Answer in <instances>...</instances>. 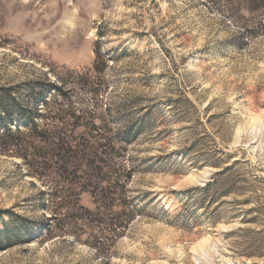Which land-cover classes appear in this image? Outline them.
Here are the masks:
<instances>
[{
  "label": "rangeland",
  "instance_id": "rangeland-1",
  "mask_svg": "<svg viewBox=\"0 0 264 264\" xmlns=\"http://www.w3.org/2000/svg\"><path fill=\"white\" fill-rule=\"evenodd\" d=\"M256 5L0 0V89L68 72L103 86L95 124L105 127L109 104L121 115L110 136L132 130L117 162L133 172L127 189L137 207L133 214L119 197L113 212L126 228L95 251L88 223L57 232L71 211L50 194L58 187L65 204L80 194L93 211L83 180L34 178L0 155V235L10 237L0 264H264V10ZM95 50L105 55L103 74L93 72ZM211 182L212 199L227 182L234 192L213 203L201 192Z\"/></svg>",
  "mask_w": 264,
  "mask_h": 264
},
{
  "label": "trees",
  "instance_id": "trees-1",
  "mask_svg": "<svg viewBox=\"0 0 264 264\" xmlns=\"http://www.w3.org/2000/svg\"><path fill=\"white\" fill-rule=\"evenodd\" d=\"M248 1L257 3L254 10H264V0ZM95 56L93 72L103 74L107 63L105 55L95 50ZM101 88L103 86L92 83L85 74L68 72L64 78L53 76L52 81L37 80L16 89H0V155L21 160L34 178L53 176L70 183L75 179L83 180L85 190L81 193L87 192L91 196L95 206L93 211L79 204L77 196L80 194L75 195L72 204L62 201L64 197L61 195L65 192L59 191L58 187L50 194L52 200L61 202L60 208L71 211L67 216H61L57 232L63 235L77 228L80 222L88 223V230L92 232L89 246L95 251L109 235L118 237L126 228L119 224L118 215L113 212L119 197L126 196V204L133 214L137 209L136 200L127 189L133 172L117 162V159L127 156L132 130L125 128L119 138L110 136L112 125L119 124L121 115L118 108L109 104L103 109L107 119L105 127L95 124L101 108ZM82 93L91 97L90 105L83 103L80 98ZM80 128L86 129V136L75 135ZM219 176L220 173L215 174V177ZM213 182L207 183L201 191L208 197L212 196ZM229 185L227 182V186L220 187L215 199L210 197L213 203L234 192ZM45 228V234L51 235V227L45 224ZM70 235L77 236L75 232ZM8 240V233L0 235V242Z\"/></svg>",
  "mask_w": 264,
  "mask_h": 264
}]
</instances>
